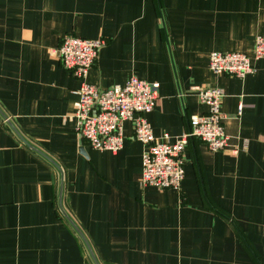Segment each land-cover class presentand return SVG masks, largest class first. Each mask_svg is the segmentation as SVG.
Segmentation results:
<instances>
[{
    "label": "crops",
    "instance_id": "crops-1",
    "mask_svg": "<svg viewBox=\"0 0 264 264\" xmlns=\"http://www.w3.org/2000/svg\"><path fill=\"white\" fill-rule=\"evenodd\" d=\"M67 35L106 39L99 89L160 83L147 118L172 143L208 110L191 87L222 88L227 147L191 138L181 189L143 186L133 121L118 153L79 136ZM258 35L264 0H0V264H264V58L245 79L209 67Z\"/></svg>",
    "mask_w": 264,
    "mask_h": 264
},
{
    "label": "built area",
    "instance_id": "built-area-1",
    "mask_svg": "<svg viewBox=\"0 0 264 264\" xmlns=\"http://www.w3.org/2000/svg\"><path fill=\"white\" fill-rule=\"evenodd\" d=\"M107 44L100 37L87 39L67 35L57 53L63 66L81 79L75 117L79 136L93 149L118 153L124 145V123L133 121L134 136L144 145L141 184L159 189L180 190L185 177L183 153L191 138L204 142L213 151H222L229 136L224 129L225 116L221 105L225 91L218 87L193 85L191 89L207 105L204 114L190 116L189 129L175 141L169 135L156 137L147 118L160 98V83L132 76L124 85L116 84L101 90L86 81L89 70ZM264 58V36L258 35L252 55L242 52H218L209 55L210 70L240 79L254 74L252 59ZM243 105L239 114L242 113Z\"/></svg>",
    "mask_w": 264,
    "mask_h": 264
},
{
    "label": "water",
    "instance_id": "water-1",
    "mask_svg": "<svg viewBox=\"0 0 264 264\" xmlns=\"http://www.w3.org/2000/svg\"><path fill=\"white\" fill-rule=\"evenodd\" d=\"M78 231L80 232L82 238L85 240L86 244L89 245V243H88L87 239L85 238V236L83 235V233L79 229H78ZM94 259H95V257H94ZM95 262L97 263L96 259H95ZM97 264H99V263H97Z\"/></svg>",
    "mask_w": 264,
    "mask_h": 264
}]
</instances>
